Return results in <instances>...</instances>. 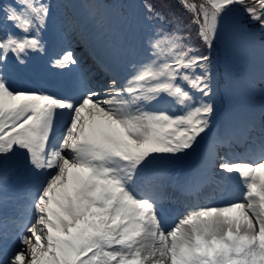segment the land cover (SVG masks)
<instances>
[{"label":"snow or ice","instance_id":"6c2138e0","mask_svg":"<svg viewBox=\"0 0 264 264\" xmlns=\"http://www.w3.org/2000/svg\"><path fill=\"white\" fill-rule=\"evenodd\" d=\"M21 2L28 12L18 15L11 7L7 11L26 35L23 41H0V52L4 61L12 53L23 64L22 54L44 50L40 34L51 7ZM178 3L191 17L190 27L195 26L200 47L206 51L189 47L188 37L176 35L182 32L177 17L158 10L151 0H56L55 38L64 42L78 37L96 69L108 79L109 90L89 91L87 78H82L84 98L74 104L35 92L10 91L9 85L0 82V156L6 161L18 146L30 154L36 168L57 170L38 200V219L23 237L24 248L12 264H264V176L259 175L264 173V106L248 111L230 107L222 134L218 130L222 139L213 144L203 162L208 176L217 168L238 173L247 187L243 202L194 211L166 233L153 204L131 195L116 172L99 178L118 180L135 201L124 218L126 225L115 213L109 215L118 205L100 207L80 197V181L87 182L92 175L85 174L80 165L94 167L96 161H86L85 156L90 157L97 148L118 146L127 155L113 158L123 159L135 170L153 154L187 151L208 131L215 113L213 54L218 47L224 50L228 73L226 95L245 100L264 98V0ZM239 9L247 14V21L234 22L229 34L226 14ZM165 49L172 63H161ZM150 58L154 59L148 63ZM76 64L74 53L66 51L54 66L63 70ZM197 70L201 71L197 74ZM183 85L202 96L199 107L184 115L130 110L140 100L151 101L164 94L191 108L193 97ZM125 95L130 99L117 107L116 97ZM56 109L70 110L73 121L60 150L48 155ZM220 143H251L255 148L229 158L219 154ZM152 179L161 189L153 199L164 203L169 177L158 174ZM172 184L180 187L178 180ZM94 196L99 198L101 193ZM187 225L197 226L190 238L185 233ZM86 234L92 238L87 247L81 244ZM4 235L7 238L8 234ZM237 239L244 248L240 254L233 252Z\"/></svg>","mask_w":264,"mask_h":264},{"label":"clouds","instance_id":"9594fccd","mask_svg":"<svg viewBox=\"0 0 264 264\" xmlns=\"http://www.w3.org/2000/svg\"><path fill=\"white\" fill-rule=\"evenodd\" d=\"M127 154L120 149L118 146H113L112 148L105 149L102 146L97 148L94 153L89 157L85 156V160L92 159L96 161L94 167H90L87 163H82L80 166L84 169L85 174L91 172L92 175L90 180L80 181V197L84 202L92 204L95 202L96 205L100 207H107L109 204L118 205L114 206L110 209L109 215L115 213L117 218L122 219V222L126 225L127 220L124 219L126 214L130 211L131 207L134 206L135 201H133L129 194L124 191V189L120 186V182L118 180H111L107 178H99L106 177L109 171L115 172L114 169L109 168L107 165L111 163H116V159L114 156L124 157ZM123 161V159H118ZM99 191L101 196L96 198L94 193ZM91 198V199H88ZM196 225H193L190 230H185L186 235L190 238V233L196 228ZM200 227L207 229L208 225H200ZM222 227V226H221ZM125 232H127V227H125ZM91 236L84 235L81 240V244L87 247L91 243ZM233 252L235 254H240L244 251V248L238 242L233 241ZM244 264V262H242Z\"/></svg>","mask_w":264,"mask_h":264},{"label":"bare ground","instance_id":"6f19581e","mask_svg":"<svg viewBox=\"0 0 264 264\" xmlns=\"http://www.w3.org/2000/svg\"><path fill=\"white\" fill-rule=\"evenodd\" d=\"M234 17V16H233ZM231 17L229 14L226 15V20L224 22L225 24V30L231 34L232 30H231V25L235 22L234 18ZM237 96V95H235ZM233 106H237L239 108H241L242 111H248V110H258L259 107L256 104H253L251 102H249L248 100H242L240 99H234V101L232 102ZM230 106L227 105L225 107L224 113H223V118H226V113L229 111ZM169 110L172 112H176L177 109L174 106H170ZM225 128V126H223ZM211 147V146H209ZM129 164L128 162L122 163L121 167H127ZM154 168H150V167H144V168H136L135 170H145L148 172H152ZM128 172L125 173V180L128 182V184L125 181H122L125 185L126 190L133 195L134 197H136L137 199H145L144 198V193L141 189H143V187L141 185L138 184H133V182H131V180H129L128 178V174L131 172H134L135 170H130L128 168ZM196 174H199L200 170H194ZM156 172H158L156 170ZM154 172V174H158ZM166 172V171H164ZM162 174V173H160ZM260 175V174H259ZM168 176V173H167ZM224 176H226V173L224 174ZM261 176H264V173H261ZM218 176L216 173H214L211 176V190L214 192V198L210 199L208 201H205L204 203H200L197 204L195 206V208L192 205H186L183 206V209H188L190 207H193L194 211H198L200 209L206 208V207H214V206H224L227 205L229 203H233V202H239L240 199H244V198H238L240 197V195H236L235 191L232 188L231 182H226L225 179H223L222 177H220V183H217V179ZM132 179V178H131ZM242 177L241 176H236L233 178V183H240L242 182ZM144 185H146L147 187L150 188H159L157 185L151 186V185H147L145 183H143ZM141 188V189H140ZM168 190L172 189V184L168 183V186L165 188ZM247 193V192H246ZM246 195V194H245ZM244 195V196H245ZM243 202V201H241ZM151 203L153 204L154 208L158 209V218L161 221V225L163 230L167 233L171 230H173L175 228V226L180 222V220L184 219L186 216H188L190 213L187 211H183L181 214L178 215H174L173 214V210H174V205H170L168 206L167 201L165 200L164 203H159L156 199L152 200ZM98 206V205H97ZM191 212V213H192ZM174 215L175 217L173 219H171L170 217ZM233 217H239L238 213H232L230 214ZM192 228V225H187L185 230H190Z\"/></svg>","mask_w":264,"mask_h":264},{"label":"rangeland","instance_id":"374dc122","mask_svg":"<svg viewBox=\"0 0 264 264\" xmlns=\"http://www.w3.org/2000/svg\"><path fill=\"white\" fill-rule=\"evenodd\" d=\"M200 3H202V2H200ZM200 3H199V4H200ZM233 12H234V11H233ZM234 13H235V14H238V10H235ZM231 14H232V13H231ZM236 18H237L238 20H241L240 15H238ZM223 54H224V51H221L220 48H219V55H223ZM219 109H220V110H223V109H224V105L222 106V104H220ZM213 120H214V118H212V121H211V123H210V127H209L208 131L206 132L208 135L211 134V132H212V128H213ZM206 140H207V139H206Z\"/></svg>","mask_w":264,"mask_h":264},{"label":"trees","instance_id":"16d2710c","mask_svg":"<svg viewBox=\"0 0 264 264\" xmlns=\"http://www.w3.org/2000/svg\"><path fill=\"white\" fill-rule=\"evenodd\" d=\"M189 1H191L194 4H199L201 2V0H189Z\"/></svg>","mask_w":264,"mask_h":264}]
</instances>
